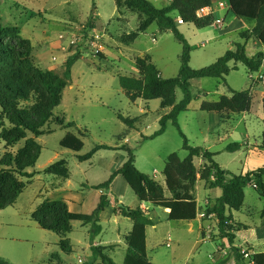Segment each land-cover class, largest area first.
Listing matches in <instances>:
<instances>
[{
  "label": "rangeland",
  "instance_id": "rangeland-1",
  "mask_svg": "<svg viewBox=\"0 0 264 264\" xmlns=\"http://www.w3.org/2000/svg\"><path fill=\"white\" fill-rule=\"evenodd\" d=\"M151 1L159 8H165L169 4V0ZM219 1L221 0H217L218 3ZM125 13L127 19L118 20L116 0H0L1 25L20 27L22 36L30 39L34 46L33 57L36 64L43 69L53 68L62 72L65 61L76 52L78 45H81L82 53V58L73 66L71 84L65 89L61 104L54 110L56 115L65 116L68 121L75 122L76 126L70 129L55 126L52 133L37 138L43 150L36 166L28 170L36 171L37 175L20 194L18 208L35 210L46 199H67L76 202L72 206L73 211L92 213L102 196L98 186L112 178L116 172L111 171L120 162L121 155L127 154L123 148L100 149L90 160L83 162L78 158V155L92 153L99 144L134 148L138 168L162 184H165L163 167L167 157L171 154L180 159L187 157L184 137L172 121L168 122L163 134L151 139L145 138L161 127L160 119L170 109L163 108L160 99H138L134 102L120 84V75L134 74L136 58L145 55L154 59L163 77L176 76L182 64L183 44L173 32L161 31L157 24L141 34L133 44L123 43L121 36L135 31L140 21L138 13L129 9ZM217 13V18L220 15L224 17L226 11L217 7ZM94 14L97 15V21L95 27L90 29L87 25ZM179 29L192 46L190 66L194 69L213 64L229 49L235 48L237 43L245 42L240 31L223 35L222 29L216 25L201 29L192 23H185ZM100 32L103 34L100 43L103 44V51L98 53L101 46L95 45L94 41L95 34ZM212 35L213 39L208 38ZM246 49L250 56L262 51L251 40ZM103 52L107 56L105 59L99 56ZM231 67L233 69L226 76V81L214 77L193 79L192 93L195 99L189 110L179 115L178 120L191 146L207 149L215 144L210 149L216 153V161L224 169L240 175L248 167L252 169L264 165V152L253 155V162L249 164L246 160L249 150L260 148L264 134V113L260 97V92L264 89V78L260 77V72L249 75L241 63L232 62ZM253 83L258 85L254 87ZM251 86L256 88L254 90L257 93L253 110L239 128L231 130L229 122L224 123L216 113L201 109L204 100L216 101L221 95L231 96V89L240 91ZM183 96V90L179 88L177 102ZM121 116L140 117L141 120L136 127L130 128ZM65 130L73 131L83 139L85 145L80 152L61 146ZM81 133H84L83 136ZM231 142L244 143L245 147L229 151L225 147ZM23 145L24 141H21L13 150H18ZM5 151L6 143L0 139V156ZM60 159H66L70 164L72 175L69 180H57L45 172L51 163ZM196 162L200 167L204 164L202 158ZM24 180L28 181L27 178ZM59 182H62V187H55ZM196 192L201 203L210 195V190L204 187L201 180ZM124 193L122 201L137 208L140 201L129 185ZM105 194L115 197L112 190L105 189ZM245 194L244 207L238 211L233 210L236 219L246 226L236 231V241L240 246L250 244L255 251L261 252L264 251V239L255 236V228L264 225V198L253 184L246 187ZM204 213L203 218L210 220L207 209ZM152 215L158 220L159 215H163V210L156 209ZM19 218L17 221L11 219V222H3L0 215V251L5 254L0 256L11 264H49L55 254L61 256L62 264H105L101 255L95 259L91 248L93 241L100 243L103 253L117 264L124 262L128 252L126 231L130 229L131 220L124 217H120V225L115 223V215L111 220L101 221L102 232L98 235L93 234L90 226L74 221L73 231L69 234L75 248V253L71 255L62 251L58 235L42 229L31 219L29 213L24 212ZM212 223L215 225L214 229H217L216 217ZM169 227L174 228L178 234H184L190 225L165 220L157 228L149 226L147 254L150 259H154L155 264H172V258L179 261L188 252L189 241L194 245L189 264L211 262L210 256L215 254L218 242L205 240L199 235L197 222L193 223L192 232L185 234L186 246L177 252L164 244Z\"/></svg>",
  "mask_w": 264,
  "mask_h": 264
},
{
  "label": "trees",
  "instance_id": "trees-1",
  "mask_svg": "<svg viewBox=\"0 0 264 264\" xmlns=\"http://www.w3.org/2000/svg\"><path fill=\"white\" fill-rule=\"evenodd\" d=\"M229 4L234 16L253 24L251 29L241 32L245 42L237 43L235 48L229 49L213 64L194 69L190 66L192 46L180 31L178 18L171 14L176 12L183 22L192 23L197 28L211 27L217 21L214 11L201 17L198 16V11L208 7L214 10L212 0H170L165 8L157 7L151 0H116L120 12L129 9L138 13L140 17L137 29L121 36L123 43L127 45L134 43L141 33L147 32L153 24H157L161 31L173 32L183 44L182 64L176 76L163 77L151 56L145 55L136 58L134 74L120 75V84L126 95L134 102L138 99L147 101L160 99L163 108H171L169 113L161 117V127L153 135L145 138L151 139L163 134L168 122L172 121L184 137V148L188 151V155L184 159L171 155L166 160L163 170L165 185H163L136 166L134 148L123 146L128 152L127 161L110 180L99 185L98 188L109 190L115 176L120 174L140 202L170 209L171 220L192 221L198 216L197 182L199 179L205 182L212 181L213 185L222 188V195L207 208V213L215 214L218 219V236L227 238L230 244H233L236 239L234 230L239 226L232 222L233 210L238 211L243 208L246 198L245 189L249 184H253L259 195L264 198V166L246 174L231 173L216 161V153L202 147L191 146L178 120L179 115L189 110L190 104L195 99L192 93L193 79L214 77L226 81V76L233 69L232 62L241 63L249 75L264 71V51L250 56L246 49L251 39L258 40L264 45V0H229ZM96 19L97 15H92L87 27L94 28ZM80 49L81 45H78L76 52L67 58L62 72L43 69L36 64L33 57L34 46L30 39L22 36L20 27L3 26L0 22V139L6 143V151L0 156V210L14 205L28 182L37 174L36 171H28L36 166L43 150L37 138L52 133L55 126L66 129L76 126L75 122L68 121L65 116L56 115L54 110L61 104L64 91L71 84L73 66L82 58ZM99 56L105 59L104 54ZM253 86L240 91L231 89V96L221 95L216 101L204 100L201 109L219 114L224 122H230L236 115L251 114L257 95ZM179 88L183 90L184 96L177 102ZM260 97L264 113V89L261 90ZM121 119L130 128L136 127L141 120L140 117L124 116H121ZM21 141H24V145L18 150H13ZM60 144L75 152H80L85 145L83 139L72 131L62 138ZM244 147V143L231 142L226 149L238 151ZM259 147L264 149V134ZM100 149H114V147L99 144L92 153L78 157L81 161L88 160ZM201 158L204 164L200 167L196 160ZM45 172L53 175L57 180H67L71 177L70 164L66 159L50 164ZM61 185L62 182H59L55 187ZM108 205L110 199L105 193L102 194L97 208L92 213L73 212L65 200L46 199L31 213V217L42 229L56 233L62 251L71 255L75 253L69 237L73 231L72 223L80 221L90 226L94 235H98L102 232L100 214ZM116 211L129 217L133 222V228L127 236L128 252L122 264H155L147 254V228L153 225L147 210L141 206L132 208L123 204L118 206ZM257 236L260 239L264 238V225L257 227ZM232 247L238 259L245 261L241 253L242 249ZM91 248L95 259L101 255L103 263L117 264L106 256L103 248L95 245L94 241ZM253 259L254 264H264V251L255 252ZM58 263L62 264V259L60 255L55 254L49 264ZM0 264L11 263L0 256Z\"/></svg>",
  "mask_w": 264,
  "mask_h": 264
},
{
  "label": "crops",
  "instance_id": "crops-1",
  "mask_svg": "<svg viewBox=\"0 0 264 264\" xmlns=\"http://www.w3.org/2000/svg\"><path fill=\"white\" fill-rule=\"evenodd\" d=\"M212 1H213V5H214V10L212 8L208 7V9L206 10L205 13L207 15L211 11H214V14L216 15V14H218L217 13V7H220L221 10L226 11V13L224 14V17H222L221 15L218 16L217 21L215 23V25L217 27H220L222 29L221 32H222L223 35L229 34V33H236L237 31H240V33H241L244 30H248V29L252 28L253 24L248 23L246 21H243L241 19H238L236 16H234L232 14V12L230 11L229 0H224V1L221 0V1H219V3L217 2V0H212ZM221 2H224L225 4L223 6H221L220 5ZM125 12H126V9H123L121 12L118 10V15H119L118 16V20L122 19L124 21L125 19H127V15H126ZM171 15L173 17L181 18L180 16H178V14L176 12H173ZM185 23L186 22L178 23V26L183 25ZM138 25H139V23H138ZM138 25H137V27H138ZM144 33H146V32H144ZM144 33H141V34H144ZM216 36H218V35H216ZM208 38L213 39L214 35L209 36ZM251 41L253 42V44L255 46H257L258 48H262V51H264V45L260 41L254 40V39H251ZM101 42H102V40H101ZM101 47H102V51H103V44L101 45ZM103 54H104L105 58H107V56H106V54L104 52H103ZM152 60H154V59H152ZM169 109L171 110L170 107H169ZM209 113H215V112H209ZM217 115L219 116L220 120L223 121L221 116L219 114H217ZM247 115L248 114H241V116L240 115H236V116H238L237 118H236V116H234L233 119H231L230 122H229L231 130H234V129L239 128L240 126H242V124L245 123V121H246ZM68 132H69V130L68 131L65 130L64 134L66 135ZM212 146H215V144L214 145L213 144L210 145L207 149L211 151L210 148ZM113 147H114V149L123 148V146H113ZM226 147H227V145H226ZM261 152H264V150L260 149V148H258V150H249V154L247 155V159H246L247 160V164H249L250 162H253V155H256L257 153H261ZM171 155H173V154H171ZM171 155H169L167 158H169ZM90 159H88V160H90ZM127 159H128V152L124 156L121 155L120 162L117 163L115 169L113 171H111V172H116L117 173L118 170L122 167V165L127 161ZM165 164H166V162H165ZM262 166H264V165H262ZM262 166H260V167H262ZM164 167H165V165H164ZM164 167H163V170H164ZM246 167H248V165H246ZM257 168H259V167H254L252 169H249V167H248V168L244 169L242 174H246L248 171H251V170H254V169H257ZM71 175H72V173H71ZM69 179H67V180H69ZM121 179H123V180H121ZM199 181H200V179L197 182L196 190L198 189ZM202 182H203L204 187L206 189L210 190V195L208 196V198L203 203H201V201L199 199V196H198V194L196 192V199H197V202H198V216H197L196 219H194L192 221L171 220L169 218L170 209L159 207V206H155V205H153L151 203H148V202H139L140 203L139 206H141L142 208L147 210V212L149 214V217L153 220V225H150V226H153L154 228H157L158 225L160 223L164 222L165 220L166 221H177L180 225H190V228H188V230H185L184 234H183V232L178 234L174 228L169 227V230H168L169 233H168L167 239H165V241H164V244L168 248H170L173 252H177L178 250H181V248L186 246L187 240H186L185 234H186V232H188V233L192 232V230H193L192 225H193V223L197 222L199 235H202L205 240L210 239L212 241H215V242L217 241L218 242L215 254H213V256H210L211 262L210 261L209 262H202L201 264H238V263L243 264L245 261L243 260V262H242V261H240L238 259L236 253L232 249L233 248L232 246L238 247L240 249L249 247V249L253 253L258 252V251H255L254 248L252 247V245H250V244H247L245 246L238 245L236 239H235V242L233 244H230V242L228 241L227 238H220V236H218L219 235V229L218 228L214 229L215 225L212 223L213 219H215V217H216L215 214H213V213L210 214V217L213 218L212 220H211V218H210V220L208 218H203L205 216V213H204L205 210L214 203L216 198H218V197H220L222 195V188L213 185L212 181H210V182L202 181ZM127 185H128V183L126 182V180L124 179V177L122 175L117 174L115 176V178L113 179V181H112V183L110 185V189H109V190H112L115 193V197H112V196L110 197L109 196L110 205H108L101 212V214H100V222L103 221L104 219L105 220H111L113 215H115L114 221L118 225H120L121 220H122L120 217H124V218L130 219L129 217H126V216L122 215L119 211H116V209L119 206V204L121 202H123L122 201L123 198H125V196H124L125 193L124 192L127 189ZM163 185H165V184L163 183ZM60 187H62V185ZM99 191H100L101 194L105 193V189H99ZM167 195H169V193H167ZM18 200H19V198L17 199L16 203L14 204L15 206L11 205V206H9V207H7L5 209L0 210V215H2V217H3V220H2L3 222H11V219L14 220V221L15 220L17 221L18 219H20L19 216L22 215L24 212L29 213V215L31 216V213L34 211V209L23 210L21 208H18L17 207ZM51 200H65L68 203L69 208H70L71 211H73L72 206L76 203L73 200H67V199H51ZM123 204L132 207V205L130 203H125V201L123 202ZM139 206H137V207H139ZM10 207H11V210H8V209H10ZM132 208H134V207H132ZM156 209H162L163 210V215H161V216L159 215V219L158 220H156L154 215H152L154 212H156ZM6 212H7V214H4ZM73 212H78V211H73ZM78 213H83V212H78ZM6 218H9V220H7ZM31 219H32V217H31ZM216 219H217V217H216ZM217 221H218V219H217ZM232 222L239 224V226H237V229L234 230L235 234H236V231L240 230L242 227L246 228V226L242 222H240V221H238L236 219V217L234 215V211H233V220H232ZM257 227H259V226H256V228H255V236L258 238V236H257ZM132 228H133V222L131 220L130 229L128 231H126V241H127V236L131 232ZM148 228H149V226H148ZM148 228H147V250H148V240H149V230H148ZM258 239H260V238H258ZM261 239H264V238H261ZM160 242H163V241H160ZM189 243L190 244H189L188 252L186 251V254L184 256H182L179 261H177V259H175V258H172V261H171L172 264H182V263L183 264H189L190 260L192 259V251L194 249V245L191 244L190 241H189ZM94 244L98 245V246H101L100 243H98L96 241L94 242ZM111 246H114V245L111 244ZM74 251H75V248H74ZM0 254L1 255H5V254L1 253V251H0ZM150 260L152 262H154V259H150ZM181 261H182V263H180Z\"/></svg>",
  "mask_w": 264,
  "mask_h": 264
},
{
  "label": "built area",
  "instance_id": "built-area-1",
  "mask_svg": "<svg viewBox=\"0 0 264 264\" xmlns=\"http://www.w3.org/2000/svg\"><path fill=\"white\" fill-rule=\"evenodd\" d=\"M225 3L224 2H221L220 3V5L221 6H223ZM208 8H202V9H200L199 11H198V16L199 17H201V16H203V15H206V10H207ZM179 23H183V19L182 18H179ZM215 25V24H214ZM102 38H103V34L100 32V33H96L95 34V41H94V44L95 45H100V43H101V40H102ZM101 46V45H100ZM102 47H99L98 48V50H97V52L99 53L100 51H102V50H100ZM260 77H262V78H264V71H262V72H260ZM258 78V77H257ZM241 253L243 254V257H244V259L247 261V264H254V259H253V252L249 249V248H243L242 250H241Z\"/></svg>",
  "mask_w": 264,
  "mask_h": 264
},
{
  "label": "water",
  "instance_id": "water-1",
  "mask_svg": "<svg viewBox=\"0 0 264 264\" xmlns=\"http://www.w3.org/2000/svg\"><path fill=\"white\" fill-rule=\"evenodd\" d=\"M121 205H123V204L120 203L119 206H121Z\"/></svg>",
  "mask_w": 264,
  "mask_h": 264
}]
</instances>
